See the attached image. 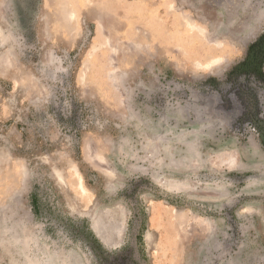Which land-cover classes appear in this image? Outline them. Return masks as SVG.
<instances>
[{
	"label": "rangeland",
	"instance_id": "rangeland-1",
	"mask_svg": "<svg viewBox=\"0 0 264 264\" xmlns=\"http://www.w3.org/2000/svg\"><path fill=\"white\" fill-rule=\"evenodd\" d=\"M0 264H264V0H0Z\"/></svg>",
	"mask_w": 264,
	"mask_h": 264
},
{
	"label": "bare ground",
	"instance_id": "bare-ground-1",
	"mask_svg": "<svg viewBox=\"0 0 264 264\" xmlns=\"http://www.w3.org/2000/svg\"><path fill=\"white\" fill-rule=\"evenodd\" d=\"M190 23V22H189ZM215 45H218V43H216ZM218 63H221L220 61H219V59H214L211 63H209V64H207L206 65V67H205V69L206 70H208V69H213V68H216V66L218 65ZM204 69V68H203ZM223 161V160H222ZM221 164V163H220ZM228 164V163H227ZM233 164V163H232ZM230 165V164H229ZM78 174V173H77ZM80 182H79V186H80V188L81 189H83V186H82V183H81V180H79ZM96 235L97 236H99V238H101V240H104V236L102 237V231L101 230H99V229H97L96 230ZM106 244V243H105Z\"/></svg>",
	"mask_w": 264,
	"mask_h": 264
},
{
	"label": "flooded vegetation",
	"instance_id": "flooded-vegetation-1",
	"mask_svg": "<svg viewBox=\"0 0 264 264\" xmlns=\"http://www.w3.org/2000/svg\"><path fill=\"white\" fill-rule=\"evenodd\" d=\"M254 49V45H251L249 50L252 51Z\"/></svg>",
	"mask_w": 264,
	"mask_h": 264
}]
</instances>
